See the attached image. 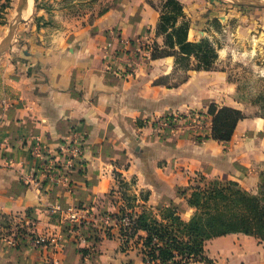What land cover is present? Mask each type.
<instances>
[{"label":"crops","instance_id":"0c3cea01","mask_svg":"<svg viewBox=\"0 0 264 264\" xmlns=\"http://www.w3.org/2000/svg\"><path fill=\"white\" fill-rule=\"evenodd\" d=\"M13 5L0 0V35ZM159 17L146 0H123L93 25L50 38L36 33L35 41L24 35L23 47L0 57V222L12 216L38 234L52 232L59 242L53 249H64L54 253L59 258L90 259L77 252L74 232L64 234L69 208L97 228L102 211L157 214L171 203L188 221L194 209L181 193L192 175H222L224 143L209 138L210 128L201 141L153 132L152 121L166 113L206 112L213 91L225 86L223 75L203 71H188L173 85L175 57L153 60L151 52L124 46L144 36L163 45L164 38L156 37ZM71 135L84 140V170L67 186L50 184L32 147L39 139L55 150ZM88 229L81 226V234ZM94 250L92 257L100 251L108 264H144L138 249L124 252L117 239H102Z\"/></svg>","mask_w":264,"mask_h":264},{"label":"rangeland","instance_id":"374dc122","mask_svg":"<svg viewBox=\"0 0 264 264\" xmlns=\"http://www.w3.org/2000/svg\"><path fill=\"white\" fill-rule=\"evenodd\" d=\"M123 0H32L24 20L13 30L10 45L7 42L10 26L17 21L19 0H14L13 11L9 22L0 35V57L9 48H19L25 42L24 35L34 41L36 33H44L47 38L58 32L75 30L93 25L98 18L111 8L119 7ZM184 6V17H180L178 25H190L189 40L203 42L214 49L217 59L208 75H223L224 88L217 86L215 98L208 104L230 106L241 109L246 121L241 123L234 137L222 144L223 157L220 159L222 175L195 173L186 188L187 198L198 187L210 186L213 182L227 185L235 181L243 190L258 195L264 184V0H179ZM154 4L161 15L165 0H146ZM160 18V17H159ZM159 22V21H158ZM50 36V37H49ZM157 41H149L146 36L136 42H126L124 46L133 48H154ZM24 45V44H23ZM138 45V46H137ZM141 45V46H140ZM202 59V58H200ZM176 65V82L187 79L188 68H197L200 60L192 55L181 58ZM197 71V70H191ZM199 72V71H198ZM233 88L230 92L229 88ZM206 112L190 109L188 112H169L155 119L177 114L180 116L174 130L157 132L158 137L174 135L175 138L196 137L197 141L207 138L208 129L212 127L211 116ZM207 117V118H206ZM153 123V121H152ZM246 124H250L246 126ZM201 175L206 177L201 180ZM126 186V185H125ZM180 212L182 211L179 208ZM195 211V210H194ZM193 211V213H194ZM2 221V220H1ZM19 218L7 217L0 222V264H108L98 251L89 260H80L72 256L57 257L53 249L54 243L48 244L47 253H43L41 245L27 241V236L47 235L45 231L38 234L31 225L23 223ZM53 237V236H52ZM59 243V242H57ZM83 244V243H81ZM52 245V246H51ZM66 245V244H65ZM62 247V246H61ZM64 250V249H61ZM50 252V253H48ZM208 262L192 264H264V241L243 234L211 240L206 245Z\"/></svg>","mask_w":264,"mask_h":264},{"label":"trees","instance_id":"16d2710c","mask_svg":"<svg viewBox=\"0 0 264 264\" xmlns=\"http://www.w3.org/2000/svg\"><path fill=\"white\" fill-rule=\"evenodd\" d=\"M150 5L155 8L154 4ZM163 8L156 27V37H163L164 44H154L151 58L156 60L173 56L177 65L179 59L194 55L200 64L188 70L213 69L217 59L216 54L211 56L215 53L214 49L207 43L190 41L188 23L178 25L179 18L185 15L183 4L179 0H165ZM208 115L212 119L209 138L221 143L230 142L238 124L247 118L241 109L214 103L210 104ZM205 179L201 175V180ZM260 187L259 194L254 195L241 189L235 181H229L227 185L213 182L210 186H198L187 198V204L195 210L188 221L182 218V213L173 203L159 208L157 214L148 209L141 212L129 211L128 208H121L117 212L102 211V215L109 213L117 220L108 229L90 224L89 229L82 232L87 243H91L90 248L85 244L80 247V242L76 240L74 244L84 258H91L95 247L106 238L117 239L124 252L131 248L138 249L144 264L210 263L206 245L211 240L243 234L264 241V184ZM188 190H183L181 195L186 198ZM125 216L130 218V226L121 223L120 220ZM63 229L66 237H71L77 225L68 221Z\"/></svg>","mask_w":264,"mask_h":264},{"label":"built area","instance_id":"2783aa9c","mask_svg":"<svg viewBox=\"0 0 264 264\" xmlns=\"http://www.w3.org/2000/svg\"><path fill=\"white\" fill-rule=\"evenodd\" d=\"M110 47L111 45L108 44L107 48ZM150 49L151 48H137L138 52L145 50L148 53ZM169 115L170 117L164 116L153 120L152 124L155 133L174 130L176 122L179 121V119H183L177 114ZM32 153L34 156L43 159L40 171L42 175L49 180L50 184L61 183L67 186L71 182L74 173L84 170V140L81 136L71 135L55 150L43 145L41 141L37 139L32 147ZM56 209L59 210V207ZM67 214V220L77 225V229L74 231L76 239L83 244H87V240L81 234L80 230L81 226H89L92 221H89L88 216H80L74 207L69 208ZM116 220V217L109 213L101 215L99 219L104 229L111 227ZM120 221L125 226L131 225V220L128 216L123 217ZM26 236L27 241L41 245L42 248L48 246V244H57L58 242L57 238L51 235Z\"/></svg>","mask_w":264,"mask_h":264},{"label":"water","instance_id":"95a60500","mask_svg":"<svg viewBox=\"0 0 264 264\" xmlns=\"http://www.w3.org/2000/svg\"><path fill=\"white\" fill-rule=\"evenodd\" d=\"M27 5H28V0H19V5H18V8H17L18 18H17V21L10 26L9 34L7 36V42H8L9 45H10V42L12 40V35H13L14 28L17 26V24L20 21L24 20L23 14H24V10L27 8ZM6 46H4L3 48H1L0 49V52L1 51H4L6 49L5 48Z\"/></svg>","mask_w":264,"mask_h":264},{"label":"bare ground","instance_id":"6f19581e","mask_svg":"<svg viewBox=\"0 0 264 264\" xmlns=\"http://www.w3.org/2000/svg\"><path fill=\"white\" fill-rule=\"evenodd\" d=\"M31 5H32V0H28V5H27V8L24 10V13H26V12L28 13V11H30Z\"/></svg>","mask_w":264,"mask_h":264}]
</instances>
